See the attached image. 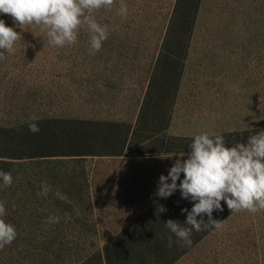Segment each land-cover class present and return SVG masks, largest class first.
<instances>
[{
    "label": "rangeland",
    "instance_id": "rangeland-1",
    "mask_svg": "<svg viewBox=\"0 0 264 264\" xmlns=\"http://www.w3.org/2000/svg\"><path fill=\"white\" fill-rule=\"evenodd\" d=\"M176 2L123 0L126 19L119 15L121 0L94 13L109 28L95 55L89 53L86 29L75 45L58 48L39 26H16L0 14L22 35L14 52L0 61V151L13 154L10 150L23 148L18 142L24 138L45 141L37 149L42 156L9 160L13 183L0 187V202L18 236L0 251V264H93L105 245L121 244L128 251L168 244L172 234L164 223L174 216L170 212L190 206L180 202L179 190L167 199L154 193L175 159L187 158L189 151L181 149H189L190 142L175 140V151L162 153L160 141L143 143L140 132L131 136L150 81H162L168 69L170 82L177 80L180 58H168L165 42ZM30 123L40 132H30ZM128 128V145L114 155ZM261 130L264 0H201L167 134L194 137L206 131L222 135L230 147ZM81 138L89 142L78 145ZM51 151L58 153H45ZM42 182L51 185L47 197L37 195ZM159 205L167 210L159 212ZM221 205L224 210L214 211L213 218L222 222L220 229L210 227L176 257L153 247V264H264V211L231 213L225 202ZM65 213L71 214L68 222ZM50 215L60 222L46 225ZM159 225L162 230L156 231ZM173 241L182 244L174 235Z\"/></svg>",
    "mask_w": 264,
    "mask_h": 264
},
{
    "label": "clouds",
    "instance_id": "clouds-1",
    "mask_svg": "<svg viewBox=\"0 0 264 264\" xmlns=\"http://www.w3.org/2000/svg\"><path fill=\"white\" fill-rule=\"evenodd\" d=\"M115 2L116 0H0V14L10 16L16 26H39L46 33L49 44L58 48L75 45L80 30L86 29L89 34V53L95 55L108 39L109 28L100 24L94 13L101 9H112ZM119 15L124 19L128 16V6L123 0ZM21 38L20 33L0 19V61L6 60L14 52ZM29 131L39 133L40 128L37 123H30ZM189 147L191 151L187 153L186 159H175L167 175H160L157 191L154 193V196L167 199L179 190L182 199L193 203L190 211L187 208L181 209L182 213H187L183 224L172 219L164 223L172 234L168 236L169 248L174 243L173 235L176 243L191 246L193 230L201 232L210 227L220 229L222 222L213 219V212L224 210L222 201L231 213L247 211L256 214L264 211V130L249 136L246 143L239 142L230 147L226 145L222 135L213 136L205 131L196 134ZM184 155L185 153L179 157ZM0 181V187L7 188L12 185L13 177L10 172L0 170ZM41 189L37 192L38 196L47 197L52 191L51 185L46 182H42ZM55 196L70 203L66 194L56 191ZM166 210L163 205H159V212ZM5 215V202H0V251L5 246H10L18 236L16 228L4 219ZM71 218V214L65 213V222ZM60 220L61 217L50 215L44 223L50 226Z\"/></svg>",
    "mask_w": 264,
    "mask_h": 264
},
{
    "label": "trees",
    "instance_id": "trees-1",
    "mask_svg": "<svg viewBox=\"0 0 264 264\" xmlns=\"http://www.w3.org/2000/svg\"><path fill=\"white\" fill-rule=\"evenodd\" d=\"M201 0H177L173 15L170 20V24L167 28L166 39L165 42L170 47H168L167 53L168 58L173 60L174 57H179V74L177 76V80L172 84L169 80L170 69L165 70V74L162 76V81L151 82L149 85L148 92L145 96L144 100V110L141 111L138 124L134 129L131 138H136L139 135V132L143 134V139L141 142H150L153 143L155 141H160L161 145L159 147L160 150L158 152L162 153H170L173 150L172 144L175 140H180V143L184 142H192L194 137H175L169 136L167 134V130L169 127V121L171 118V111L174 107L176 95L178 92L179 81L182 78L184 62L187 55V51L189 49V40L191 33L193 31L196 15L198 13V9L200 6ZM172 43V45L170 44ZM177 48V50H175ZM166 49V47H164ZM155 93V94H154ZM79 123V121H78ZM49 127V126H48ZM131 127V126H128ZM5 131V130H2ZM43 131V130H42ZM49 129V132L46 131L47 137H50V142L52 138L53 131ZM63 131V130H62ZM127 133L121 140V150L114 155H121L123 149L128 145V141L130 139V128L127 129ZM27 133V132H26ZM52 133V134H51ZM56 132H54L55 134ZM28 134V133H27ZM130 134V135H129ZM54 138H56L54 136ZM79 139V137H78ZM44 139L32 140L24 138V141L18 142L20 146L23 148H16L10 151L13 154H7L5 152L0 151V170L5 172L8 171L9 160L19 159L24 157H35L38 155L37 149L44 144ZM49 142V141H48ZM49 142V143H50ZM89 141L85 138H81V140L77 141L78 145H82V143H88ZM70 143H74L73 140H70ZM182 151H191V149H181ZM40 151V150H39ZM47 155H57L58 152H45ZM44 155V154H43ZM42 156V155H38ZM184 201V206L189 205L191 210L193 203L189 200H185L181 198L180 194V202ZM188 209V208H187ZM174 215L172 220L178 221L180 223H184L186 221L187 213H171ZM159 215V214H158ZM161 216V215H160ZM216 216V213L213 212V218ZM197 219H200L197 217ZM207 222V216L204 217ZM184 227H190L188 225H182ZM161 225L156 231H161ZM146 229L142 232L138 231L140 236H144ZM208 229L201 232L192 231V244L201 239L205 233H207ZM145 245V244H144ZM191 246H184L183 244H173L171 248L168 247L167 243L156 244L151 246L148 244L147 246H140V248L135 249L133 246L128 251H125L124 245L110 244L105 245L104 249L99 250L95 253L98 259L95 260L96 264H153V257L151 256V250L154 247L157 251H159L163 256L167 255H181L185 251H187ZM91 263V262H90ZM93 263V264H95ZM89 264V263H87Z\"/></svg>",
    "mask_w": 264,
    "mask_h": 264
},
{
    "label": "crops",
    "instance_id": "crops-1",
    "mask_svg": "<svg viewBox=\"0 0 264 264\" xmlns=\"http://www.w3.org/2000/svg\"><path fill=\"white\" fill-rule=\"evenodd\" d=\"M180 91H181V90H180ZM179 97H180V100H181L182 98H181L180 94H179ZM177 105H178V104H177Z\"/></svg>",
    "mask_w": 264,
    "mask_h": 264
}]
</instances>
